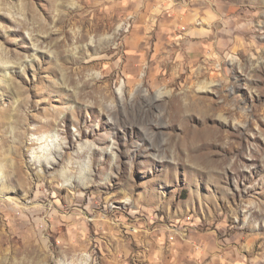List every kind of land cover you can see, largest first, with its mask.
<instances>
[{"label": "rangeland", "instance_id": "1", "mask_svg": "<svg viewBox=\"0 0 264 264\" xmlns=\"http://www.w3.org/2000/svg\"><path fill=\"white\" fill-rule=\"evenodd\" d=\"M214 253L264 264V0H0V264Z\"/></svg>", "mask_w": 264, "mask_h": 264}, {"label": "bare ground", "instance_id": "2", "mask_svg": "<svg viewBox=\"0 0 264 264\" xmlns=\"http://www.w3.org/2000/svg\"><path fill=\"white\" fill-rule=\"evenodd\" d=\"M198 100H200V98H198ZM194 101H196L197 103L199 102L196 99H194ZM44 141H45V144L38 146L39 149L35 152H32V153H34L33 154L34 158H36L37 160H40L41 158H44L46 160L48 159V153L49 152H48L47 147H49L54 142L53 135L46 137Z\"/></svg>", "mask_w": 264, "mask_h": 264}, {"label": "crops", "instance_id": "3", "mask_svg": "<svg viewBox=\"0 0 264 264\" xmlns=\"http://www.w3.org/2000/svg\"><path fill=\"white\" fill-rule=\"evenodd\" d=\"M214 254L216 256L213 257V264H222L221 263L222 256L220 254H218V253H214ZM190 255H191V257H190L191 259H195V258L200 256V252H196V253H193V254L190 253ZM174 260L175 259H173V258L170 259V261H174ZM175 261H177V260H175ZM204 262H205V260L202 261L201 264H210L209 260L206 261V263H204ZM164 264H167V262H165ZM172 264H174V263L172 262Z\"/></svg>", "mask_w": 264, "mask_h": 264}]
</instances>
